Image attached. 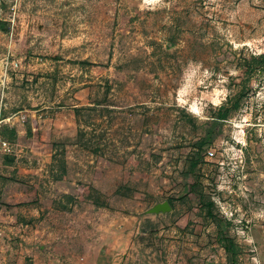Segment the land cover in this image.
Masks as SVG:
<instances>
[{
	"label": "rangeland",
	"instance_id": "374dc122",
	"mask_svg": "<svg viewBox=\"0 0 264 264\" xmlns=\"http://www.w3.org/2000/svg\"><path fill=\"white\" fill-rule=\"evenodd\" d=\"M0 21V264H118L149 215L171 264H264V74L239 66L264 0H0Z\"/></svg>",
	"mask_w": 264,
	"mask_h": 264
},
{
	"label": "crops",
	"instance_id": "0c3cea01",
	"mask_svg": "<svg viewBox=\"0 0 264 264\" xmlns=\"http://www.w3.org/2000/svg\"><path fill=\"white\" fill-rule=\"evenodd\" d=\"M143 220V225L137 229L135 240H130L131 236L126 241L125 248L129 252L127 256L121 257L118 264H171L161 258L159 253L162 251L159 250L162 249V244L156 241L159 234L157 231L163 220L161 215H149ZM113 262L110 260L109 264H115Z\"/></svg>",
	"mask_w": 264,
	"mask_h": 264
},
{
	"label": "trees",
	"instance_id": "16d2710c",
	"mask_svg": "<svg viewBox=\"0 0 264 264\" xmlns=\"http://www.w3.org/2000/svg\"><path fill=\"white\" fill-rule=\"evenodd\" d=\"M8 28H7V23L0 21V32H7ZM81 64H86V63H81ZM240 68L243 69V71L246 72H258L260 74H264V54H260V55H250L246 60L243 61V63L241 65H239ZM236 108L238 107V105H235ZM227 113L225 112V114H220L219 117L217 118V120H223L224 117L226 118ZM11 134L14 136L15 133L14 131H11ZM210 138V136H209ZM169 204H171V202H169Z\"/></svg>",
	"mask_w": 264,
	"mask_h": 264
},
{
	"label": "water",
	"instance_id": "95a60500",
	"mask_svg": "<svg viewBox=\"0 0 264 264\" xmlns=\"http://www.w3.org/2000/svg\"><path fill=\"white\" fill-rule=\"evenodd\" d=\"M170 210H171V207L169 203L163 202V203L153 206L151 210L149 211V213L150 214H161V213L164 214V213L169 212Z\"/></svg>",
	"mask_w": 264,
	"mask_h": 264
},
{
	"label": "built area",
	"instance_id": "2783aa9c",
	"mask_svg": "<svg viewBox=\"0 0 264 264\" xmlns=\"http://www.w3.org/2000/svg\"><path fill=\"white\" fill-rule=\"evenodd\" d=\"M3 147L8 148L6 142H2Z\"/></svg>",
	"mask_w": 264,
	"mask_h": 264
},
{
	"label": "bare ground",
	"instance_id": "6f19581e",
	"mask_svg": "<svg viewBox=\"0 0 264 264\" xmlns=\"http://www.w3.org/2000/svg\"><path fill=\"white\" fill-rule=\"evenodd\" d=\"M0 69H1V66H0Z\"/></svg>",
	"mask_w": 264,
	"mask_h": 264
}]
</instances>
